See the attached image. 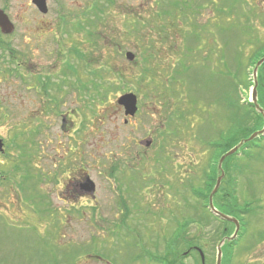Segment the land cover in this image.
Here are the masks:
<instances>
[{
    "label": "rangeland",
    "instance_id": "rangeland-1",
    "mask_svg": "<svg viewBox=\"0 0 264 264\" xmlns=\"http://www.w3.org/2000/svg\"><path fill=\"white\" fill-rule=\"evenodd\" d=\"M69 1V19L73 25L80 11L83 8L86 10L87 5L95 0ZM102 1L107 3V0ZM111 1L112 7L106 10L103 21L96 27L87 28L90 33H86V40L90 45L85 43L82 48L89 61L86 70L89 84V72L101 67V93H105L101 97L102 103H97L95 92L92 96L89 91V95L84 98L74 90L68 94L66 92L63 95L64 103L56 113L55 124H52L54 143L49 141L51 130L43 129L42 153H47L48 157L41 153L38 158V166L42 171L54 170V173L59 174L68 154L82 148L86 154L87 173L97 187L100 207L63 210L57 207L59 204L48 205L43 192L47 186H39L45 177H40L34 168V159L27 156L18 185L11 183V178L6 180L0 176V264H160L156 259L165 256L166 245L176 228L171 216H175L179 224L191 222L185 230V236L193 238L195 244L199 243L206 264H215L216 246L222 240L221 228L229 225L204 219L207 218V210L194 192H200L204 187L206 175L211 172L212 159L215 154L222 152L224 144L244 140L260 131L264 125V119L262 124L255 123L257 117L247 105L252 90V85L247 84L253 68H250L245 56L253 47L248 43L253 42V39L249 38L261 35L260 39L264 42V27L259 20L245 22L244 17L237 14L238 11L234 12L235 15L229 13L227 9L233 6L232 0H218L220 3L215 8L221 7L225 11L219 16L212 12V4L208 5L210 0H182L190 7L197 2L208 5L194 17L197 24L211 27L218 22L214 29H209L213 34L210 35L212 40L199 27L196 29L202 32L201 42L205 41L217 49V55L210 57L211 64L221 58L220 50L229 62L235 51L241 52L240 47H245V53L240 54V65L244 69L241 67L230 80L214 71L209 76L207 68V72L205 69L197 72L193 67L189 82L202 78L203 84L199 85L201 87L196 93H192L190 89L193 85H189L186 77H180L181 96L183 102L187 101V105H183L182 100L178 101V88L169 79L173 63L170 51L175 42L185 47L196 45L187 41L183 33V27L188 24L185 16L189 10L184 9L186 13H183L181 3L174 8V0ZM240 5L245 10L250 6V9L264 13V0H246L245 6L240 0ZM164 9L167 13L163 19L161 39L156 34ZM127 21L133 24L141 21L143 26L127 37L125 33L131 29ZM253 26L256 29L249 32ZM59 30L61 34L64 29ZM99 33L102 35L99 40H102L101 45H93ZM90 34L91 41L88 40ZM230 34L234 37H229ZM76 36L78 33L68 37L72 46L79 40ZM82 36L85 40V35ZM111 42L113 46H110ZM145 42L154 51L152 68L157 71V64L160 63L159 73L156 72L159 77L151 74L153 81L143 78L148 75V65L143 60ZM127 52L134 55L138 64H130L126 60L124 54ZM195 53V61L199 62L201 52ZM107 65L120 68L126 80H117L107 74ZM68 82L72 83V79ZM125 93H132L137 99V111L131 118L125 116L124 108L117 103ZM258 99L261 102V97L257 95ZM29 100H25V111L10 114L9 121L27 119L31 114L29 110L34 108ZM192 104L195 111L190 107ZM70 110L67 119L84 124H66L61 128V115ZM186 111L193 112L180 119L181 112ZM146 141H150L148 147H145ZM253 142L256 146L235 155L228 168L223 164L222 189L234 191L238 203L242 205L243 202H250L254 211L250 209L252 213L243 215L245 224L242 231L235 245L229 248L228 258L226 248H223L221 264H264V137L261 140L256 138ZM214 143L222 145L217 153L215 147L211 146ZM111 169L117 170L116 173L111 175ZM172 170H175L178 182L166 181V175ZM150 178L153 179L151 189ZM173 179L174 175H171L170 180ZM116 184L119 190H125L131 201L135 196L139 202L138 211L143 216L137 220L136 210L128 206L130 219L124 225L125 228H120L121 235L114 232V219L119 214L118 208L114 206L119 200L115 197ZM123 196L128 199L125 194ZM66 215L77 219H71V223L66 225V219L62 222V218H67ZM126 228L136 230L127 237ZM205 242L208 244L206 251L203 247ZM179 247L178 261L181 264H195V256L182 257L185 248L183 244Z\"/></svg>",
    "mask_w": 264,
    "mask_h": 264
},
{
    "label": "flooded vegetation",
    "instance_id": "flooded-vegetation-1",
    "mask_svg": "<svg viewBox=\"0 0 264 264\" xmlns=\"http://www.w3.org/2000/svg\"><path fill=\"white\" fill-rule=\"evenodd\" d=\"M69 8V0H0V176L6 180L11 178L10 182L18 185L20 183L19 175L23 172L24 160L27 156L33 158L36 172L41 178L42 175L45 177L42 178L39 186H47L43 191L46 203L50 206L59 204L60 206L57 207H62L63 210L86 206L97 208L101 203L97 199V187L87 173L86 154L82 148L68 154L69 157L61 165L59 174L54 173V170L51 172L42 171L38 166V158L41 157L40 154L43 151L41 131L43 129L53 130L52 124H55L56 113L64 103L63 95L66 92L70 93L71 90H74L82 98L89 95V90L81 87L83 84H86L87 87L86 70L89 61L82 48L85 43L90 45L86 40L88 26L86 24L80 27L75 25L78 17L79 21H85L82 11L76 16L73 25L70 24ZM82 10L85 13L84 8ZM60 28L64 29L61 30L62 35ZM72 33H78L76 37L79 39L73 46L72 41L68 39ZM81 34L85 35V40ZM96 38L98 39L97 41L93 40V45H101L102 40L99 41V38L102 39V35L99 33ZM110 46H113L112 42ZM71 79L72 83L68 82ZM93 92L97 96L98 92ZM26 99L33 103L34 108L29 110L31 114L27 116L26 120L9 121L10 114H19L25 111ZM97 103H102L101 98L97 100ZM70 112L71 110L65 111L61 115V128H64L66 124H84L82 121H69L67 117ZM74 112L79 113L78 111ZM52 130L49 132L51 144L55 140ZM42 155L48 157L47 153H42ZM52 158L54 161V155ZM116 171L112 170L110 174L113 175ZM171 175H174L173 180H170ZM166 181L178 182L175 170L166 175ZM152 182L153 179L150 178L149 189H151ZM56 187L59 188L56 189ZM114 187L117 190L115 197L119 198L117 204L114 205L119 211L114 219V232L121 235L120 228H125L124 225L128 224L130 219L128 206L131 205L136 210L135 218L137 220H141L143 216L138 211L139 202L135 196L131 201L124 189L119 190L117 184ZM131 187L132 185L130 186L132 191ZM133 191L135 192V190ZM123 194L127 196V200ZM113 202L115 204V199ZM228 203L229 199L227 198L226 204ZM214 206L221 212L219 206L215 203ZM162 207H166V205ZM203 208L210 212L208 202L203 205ZM66 217L62 218L63 223L65 219L67 220L66 225L71 223V219L73 221L77 219L68 217V215ZM171 217L172 223H178L175 216ZM211 219L221 222L216 216L206 218L208 222ZM135 230L126 228L125 236H131ZM207 245L206 243L203 247L205 248ZM191 247L195 251L199 248L198 245Z\"/></svg>",
    "mask_w": 264,
    "mask_h": 264
},
{
    "label": "trees",
    "instance_id": "trees-1",
    "mask_svg": "<svg viewBox=\"0 0 264 264\" xmlns=\"http://www.w3.org/2000/svg\"><path fill=\"white\" fill-rule=\"evenodd\" d=\"M221 1L222 0H220V2ZM232 1H234L233 6L228 7V9H227L229 13H234V12L236 13V11H238L237 14L239 13L240 15H242V17H244V19H245V22H249L250 19L259 20L261 25L264 27V13L263 12H257V10H255L253 8L250 9V6L247 7L248 8L247 10H245L240 5V0H232ZM220 2H218V0H212V1L210 0V3H208V5L212 4L211 5V6H213L212 12L214 11L215 14L218 16L221 15V13L225 12L224 9H222L221 7L215 8V5H218V3H220ZM111 3H112L111 0H107V3L106 2L104 3L102 0H95L94 2L90 3L89 5H87V9L85 10V13L82 11V15H83V18L85 21L84 22L79 21V17H78L77 21L75 22V25L77 27H80L81 25L86 24L88 27H90V26L96 27L98 24H100L103 21V18L106 16V10H108L109 8L112 7V5H110ZM157 3H158V1H157ZM180 3L182 5H184V6L181 5L182 11L184 9L189 10V12L187 13V16H185L188 24L183 27L185 29V31L183 32L184 36L186 35L187 41H190V42H193L196 44L194 47H185V46L176 45V42H175L173 44V46L171 47V51H170V57H171L173 63H172L171 68H170L169 79L171 81H173V84L176 85V87L178 88V101L180 99L183 102L184 98L181 96V91H180L181 86H182V84H181L182 82L180 80V77H186L188 79V82H189V79L193 75V73L191 72V68L195 67L197 72L204 70V69L206 70V68H207L209 76H210V73L212 71H214L215 73H220L222 75L229 77V80H230L233 75L237 74V72L241 69V67H242V70L244 69V67L242 65H240V63H241L240 62V56H241L240 54L245 53L243 51V49L245 47L244 46L240 47L241 52L236 53V51H235L234 55L231 57L229 62H227L226 56L223 55L221 50H220L219 55L221 56V58L219 60H214L213 64H211L210 57H212L213 54L217 55V49L214 46H210L205 41L201 42V39H203L201 36L202 32L197 31L196 29L199 27V30H203V32H206L207 38L209 40H212L211 36H213V34L210 32L209 29H214V27L217 25L218 22L215 23V26H211V27H209L210 25L197 24L194 17L200 13L201 9L207 8L208 5H203V4H201V2H197V3L193 4L192 7H190V5L187 4L186 1L174 0V4H173L174 8L178 5H180ZM243 4L245 6L246 0H243ZM165 11L166 10L164 9V14L162 13V15H161V16H163V17H161L162 21L160 22L159 26L157 27V34L156 35L159 36L161 39L163 38V34H162L163 19L166 16L165 13H167ZM183 13H186V11H183ZM235 13H234V15H235ZM126 23L131 28L128 30L127 33H125V35L127 37L130 36V33L132 31L137 30L136 28H138V27L141 28V26H143L141 21H137L135 24H133L134 22H132V21H127ZM136 24H138V26H136ZM179 29H181V28H179ZM255 29H256V26H253V27H251V30L249 32H252ZM206 30H208V31H206ZM87 32L90 33L89 30ZM231 36L234 37V35L230 34L229 37H231ZM260 36L261 35H256V36L249 38V39H253V42H248L249 45H252L253 47H255L254 50H250L253 47L249 49V51H252L249 57H247L249 55V51H248V53L245 54L246 58L248 59L250 68L251 67L253 68L255 63L260 58H262L264 56V42L262 39H260ZM139 38L142 39L141 36ZM145 38H146V36H145ZM88 40H90V38H88ZM99 40H100V38H99ZM143 48H145V50H146L145 55L143 56V60H144L145 64L148 65V68L146 69V72L148 73V75H144L143 78H146L148 81H153V79L151 78V76H153V75H151V74H154L155 77H159V76H156V74L159 73V64L160 63L157 64V67H158V68H156L157 71L155 69H153L152 65H151V61H152V57H153V53H154V51L152 50V46L146 45V42H145ZM196 51L201 52L199 62L195 61V59H196V57H195L196 53L195 52ZM214 51H215V53H213ZM166 62H167V60H166ZM135 63L138 64V62H136L135 60L130 64L135 65ZM221 65H222V68H221ZM212 68H213V70H212ZM218 68H220V69L218 70ZM163 70H164V68H163ZM100 72H101V67L95 68V69L93 68L89 72L90 84L88 83V78H87V87H86V84H83L81 86L82 88H87L90 92L97 91L98 92L97 96H96V93H94L95 97H96V101L99 100V98L105 96V93H101V91L103 92V90H102V84L100 83V79H101ZM206 72H207V70H206ZM107 74L116 77L117 80H126V79H124L120 68H116L114 66L107 65ZM149 74H150V76H149ZM208 74L206 76L207 80H208ZM157 75H159V74H157ZM210 78L212 79L214 77H210ZM257 82H258L257 95H258V97L259 96L261 97V99H260L261 102H259V99H258V104L264 110V63L258 68ZM201 84H203L202 78H198L195 81H190L189 85H193V87H191V89H190V92L192 90V93H194V92L196 93L197 89L201 87V86H199ZM247 85L251 86L252 83L249 81V83ZM94 94L92 93V96H94ZM101 100H102V98H101ZM185 104L187 105V101L183 102V105H185ZM193 104L190 106V107H192L191 108L192 110L194 109ZM247 105L250 108V111L253 112L257 117L255 123L256 124H262L263 123V117L255 111V109L251 103L247 102ZM195 110L196 109H194L193 111H195ZM193 111L181 112L180 119H182L185 115H187ZM253 131L254 130L249 131L248 134L246 135V137H248ZM239 141H240V139L237 140L236 142L230 141V142L224 144L225 146L223 145L222 152H220L219 155H216V154L214 155V158L212 159L213 164L210 165L211 172L209 175H206L207 181L204 182V187L200 189V192H197V193L194 192V195L197 197V199L202 202V206L207 203L208 194L210 193V191L213 187V184L215 182L216 176L219 173L218 169H217L218 159L226 151H228L233 146H235ZM211 146L215 147L216 153H217L218 149L222 145H218V144L214 143V144H211ZM253 146L254 147L256 146L253 141L246 142L238 149V151L236 153L227 157L224 160V162L222 163L223 171L225 172L223 164L227 165V168H228L231 164V160L234 158L235 155H237L239 152L243 153V151H245L247 148H250ZM227 198L229 199L228 204H226ZM213 201L217 206H219L222 213L237 218L240 221L241 226H244V224H245V221L243 219V215L250 214L254 211L250 207L251 206L250 202H243L242 205L239 204L234 191L229 192L227 190H223L222 187H220L218 189V191L216 192V194L214 195ZM250 209L252 210V212ZM206 217L208 218V217H214V216H212V214H210V212L207 211ZM204 219H206V218H204ZM220 223L224 224L225 226L229 225V227H222L221 228L220 237L229 235L232 232L233 225L230 223H227V222H220ZM189 224H190V222L185 221V222L181 223L179 226H176V229L173 231L174 235L171 236V238H169V244L166 245L165 256H160V258L156 257L159 259V260L156 259V261H158L160 264H177V263L181 264L177 259V256H179V253H180L179 252V250H180L179 245L183 244L184 245L183 248L189 249L191 247V245H193L195 243L193 238H189V237L185 236L186 235L185 230ZM182 236H185L186 238H184ZM232 245H233L232 243L231 244L225 243L224 246L222 247V250H223V248H226L227 258L230 254L229 248H231ZM193 256H195L197 258L196 259L194 257L195 264H201L200 258L196 252H195V254H193ZM182 257H185V256L182 255ZM205 264H206V262H205Z\"/></svg>",
    "mask_w": 264,
    "mask_h": 264
},
{
    "label": "water",
    "instance_id": "water-1",
    "mask_svg": "<svg viewBox=\"0 0 264 264\" xmlns=\"http://www.w3.org/2000/svg\"><path fill=\"white\" fill-rule=\"evenodd\" d=\"M125 58L128 61H133L134 60V55L130 52H127L125 54ZM264 63V56L262 58H260L254 65L252 71H251V75H252V90H251V95H250V102L252 103V105L254 106L255 110L257 113H259L263 118H264V110L259 106V104L257 103V71L258 68ZM117 103L119 105H121L124 108V114L125 116L128 117H132L135 115L136 111H137V99L136 96L132 93H126L123 94L121 97H119ZM264 134V125L262 127V129L260 131L254 132L253 134H251L247 139L241 140L236 146H234L233 148H231L230 150H228L226 153H224L220 159L218 160V164L217 167L220 170V175L216 178L215 184L213 189L210 191L209 196H208V206L209 209L211 211V213L217 217H219L221 220H224L226 222H229L231 224H233L235 226V230L232 234V236L224 238L223 240H221V242L218 244L217 246V254H216V260H215V264H221V258H222V251H221V246L223 245V243L225 241H232L236 238L238 230H239V222L236 218L232 217V216H228L225 215L221 212H219L218 210H216L213 206L212 203V197L214 196V194L217 192L219 186H220V182L222 180L223 177V171L221 169L222 163L225 160V158L233 155L234 153H236L238 151V149L246 142H250L253 139L257 138L258 136H261ZM150 145V141H146L145 142V147H148ZM200 254V258H201V264H204V256L202 254L201 251H199Z\"/></svg>",
    "mask_w": 264,
    "mask_h": 264
}]
</instances>
